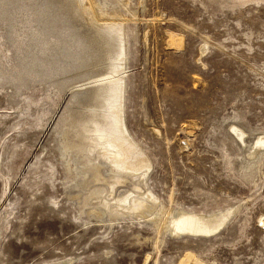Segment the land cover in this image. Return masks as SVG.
Returning a JSON list of instances; mask_svg holds the SVG:
<instances>
[{"label":"rangeland","instance_id":"obj_1","mask_svg":"<svg viewBox=\"0 0 264 264\" xmlns=\"http://www.w3.org/2000/svg\"><path fill=\"white\" fill-rule=\"evenodd\" d=\"M106 23L137 188L108 187L77 126ZM179 212L227 217L209 236L162 230ZM187 263L264 264V0H0V264Z\"/></svg>","mask_w":264,"mask_h":264},{"label":"bare ground","instance_id":"obj_2","mask_svg":"<svg viewBox=\"0 0 264 264\" xmlns=\"http://www.w3.org/2000/svg\"><path fill=\"white\" fill-rule=\"evenodd\" d=\"M77 6L72 9V13L74 18L79 19L81 18V14H79L80 12H78V9L76 8ZM91 29L95 34V41H97L98 44L100 43L102 48H104V61H106V69L103 74H98L96 79L94 81L92 80V83L87 85V88L84 87L85 90H88L89 99L86 105H79L80 111L78 112L79 118L77 121L82 141L86 145L83 150L85 151L86 158L90 155L93 162H97L99 160V162L103 161L109 166L112 176L110 175V181L107 182L109 185L108 187L112 188L115 184H122L126 182H129L130 185L134 187L137 184L139 185L140 179L143 177L145 172H147V166L143 157L132 144V140L130 141V137L126 136L122 126L120 112L115 107L117 93L119 92V88H122L123 85V80H119L121 74L120 71L122 70L124 61V59L122 60L124 55V47L122 48L123 36L120 28L116 24L106 23L102 25H95V27ZM91 171L94 178H98V176L102 177L100 176L101 174L99 175V164L93 165ZM101 191H105L106 193V190L100 189L94 190L93 192L98 194ZM140 199L141 198H137V196L129 197L127 205L129 208L132 207V209L137 208L136 211H138V207H140L141 209L139 214L146 215L145 210L153 208V204L148 203L149 205L147 206H149V208L144 205L142 207V202L140 201L141 204L138 202ZM146 199L150 202L148 196ZM116 204L117 208H119L125 204V200L117 199ZM129 211H131V208ZM226 217L227 215L221 213L206 216H193L179 212L177 215L173 217L171 216V219L167 220V222L162 226V230L175 235L191 234L209 236L214 234V232L220 228V226L225 222ZM158 230L160 231V229Z\"/></svg>","mask_w":264,"mask_h":264}]
</instances>
